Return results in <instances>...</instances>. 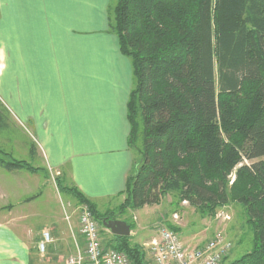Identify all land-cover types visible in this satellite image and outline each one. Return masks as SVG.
Masks as SVG:
<instances>
[{
  "label": "trees",
  "instance_id": "16d2710c",
  "mask_svg": "<svg viewBox=\"0 0 264 264\" xmlns=\"http://www.w3.org/2000/svg\"><path fill=\"white\" fill-rule=\"evenodd\" d=\"M107 30L131 66L128 147L139 156L122 210L169 194L211 213L234 202L252 250L231 264H264V0H114ZM8 118L0 103V130ZM0 167L36 171L14 160ZM126 241L114 249L147 264Z\"/></svg>",
  "mask_w": 264,
  "mask_h": 264
},
{
  "label": "crops",
  "instance_id": "0c3cea01",
  "mask_svg": "<svg viewBox=\"0 0 264 264\" xmlns=\"http://www.w3.org/2000/svg\"><path fill=\"white\" fill-rule=\"evenodd\" d=\"M111 1L0 0V102L33 138L45 182L58 189V180L75 189L94 210L98 203L124 201L135 166L126 112L131 66L107 30ZM21 171L39 175L37 170L8 172ZM0 185L13 202L0 208V264H63L83 255L78 217L69 211L33 233L19 224L23 216L13 212L32 198ZM127 210L132 211L123 209L119 215ZM128 225L127 239L134 235ZM44 231L52 243L40 256L36 245ZM158 237H144L139 246L146 248ZM111 238L105 248L117 245V237Z\"/></svg>",
  "mask_w": 264,
  "mask_h": 264
},
{
  "label": "rangeland",
  "instance_id": "374dc122",
  "mask_svg": "<svg viewBox=\"0 0 264 264\" xmlns=\"http://www.w3.org/2000/svg\"><path fill=\"white\" fill-rule=\"evenodd\" d=\"M112 5H114V0L111 1V8ZM8 121L9 126L0 130V159L22 161L36 168L39 174L35 177L30 173L25 174V171L10 173L0 167V184H6L16 189L17 192L20 191V197L32 198L13 211L15 215L23 216L19 224L35 233L48 225L49 220L63 219L69 211L73 217L77 218L81 204H77L69 194L45 182V167L41 158L31 151L34 142L27 128L16 123L11 115ZM130 154L132 165H134L139 161V156L134 150H131ZM135 171L136 166H134V173ZM234 179L235 173L233 172L229 177V185ZM11 202L10 198L5 195L3 185H0V208ZM68 202L72 203L71 207L67 204ZM121 203H123L121 198L98 203L94 219L98 226L104 219L131 223L134 235L126 242L130 247H136L144 253L147 264H153V259L148 249L139 246L141 239L157 237L159 229L164 226V221L168 224L166 227L181 231V240L189 247L204 244L217 233L223 235L231 244V251L221 264H231L252 250V232L245 222L242 209L234 202L211 213L191 207L187 203H181L173 194H169L160 197L154 205L138 210H127L125 214L119 215L123 207ZM174 215L177 218L175 220ZM100 228V239L104 246L112 235L105 228Z\"/></svg>",
  "mask_w": 264,
  "mask_h": 264
},
{
  "label": "built area",
  "instance_id": "2783aa9c",
  "mask_svg": "<svg viewBox=\"0 0 264 264\" xmlns=\"http://www.w3.org/2000/svg\"><path fill=\"white\" fill-rule=\"evenodd\" d=\"M78 210L79 231L84 240V253L67 258L63 264H131L126 253L103 246L99 226L90 208L82 204ZM173 219H177L176 215ZM51 243L49 232H42L41 240L36 245L40 256L45 255L47 245ZM146 249L149 250L153 264H221L229 255L231 244L223 235L217 233L204 244L189 247L183 243L176 232L162 227L159 229L158 239L149 242Z\"/></svg>",
  "mask_w": 264,
  "mask_h": 264
},
{
  "label": "water",
  "instance_id": "95a60500",
  "mask_svg": "<svg viewBox=\"0 0 264 264\" xmlns=\"http://www.w3.org/2000/svg\"><path fill=\"white\" fill-rule=\"evenodd\" d=\"M103 228L109 231L116 237H128L130 236V227L128 224L121 221H111L104 219L101 221Z\"/></svg>",
  "mask_w": 264,
  "mask_h": 264
},
{
  "label": "flooded vegetation",
  "instance_id": "af4514ba",
  "mask_svg": "<svg viewBox=\"0 0 264 264\" xmlns=\"http://www.w3.org/2000/svg\"><path fill=\"white\" fill-rule=\"evenodd\" d=\"M108 220V219H107Z\"/></svg>",
  "mask_w": 264,
  "mask_h": 264
}]
</instances>
